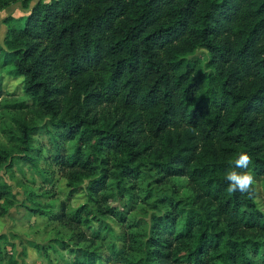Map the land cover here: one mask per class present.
I'll list each match as a JSON object with an SVG mask.
<instances>
[{"label": "trees", "instance_id": "16d2710c", "mask_svg": "<svg viewBox=\"0 0 264 264\" xmlns=\"http://www.w3.org/2000/svg\"><path fill=\"white\" fill-rule=\"evenodd\" d=\"M17 1L0 0V11ZM199 50L204 67L189 60ZM5 76L22 79L23 96L6 94ZM0 111L13 114L1 128L0 170L17 157L34 163L40 119L78 142L48 158L71 185L101 175L88 204L70 212L63 202L50 217L93 246L106 237L82 228L97 215L116 220L126 252L109 246L104 264H264L257 189L231 193L226 179L232 170L264 176V0L39 1L0 42ZM240 153L251 157L247 169L235 168ZM145 173L160 189L185 180L187 194L150 203L157 213L134 259L141 243L125 211L108 208L107 190L114 181L115 197L146 201L150 186L133 194ZM13 197L0 184V219ZM81 257L74 264H96Z\"/></svg>", "mask_w": 264, "mask_h": 264}, {"label": "rangeland", "instance_id": "374dc122", "mask_svg": "<svg viewBox=\"0 0 264 264\" xmlns=\"http://www.w3.org/2000/svg\"><path fill=\"white\" fill-rule=\"evenodd\" d=\"M18 0L5 10L0 11V42L3 43L10 26L23 27L30 10L39 2L50 0ZM191 62L198 61L200 66L207 64L208 53L199 50L189 56ZM6 94L23 96L22 79H13L5 76ZM12 112L0 111V138L5 143V137L1 135V128L7 123L12 126ZM3 117V119L1 118ZM39 127L37 134L33 135L34 163L25 162L17 157L12 165H6L0 170V184L8 185L14 197L1 205L8 208V214L0 219V264H74L75 260L82 261L84 254H93L97 259L96 264H104L109 257L108 247L115 245L117 249L126 252V241L116 220L97 215L92 219L89 227L82 230L90 237L96 232H101L105 240H99L97 245L80 243L76 232L61 226L51 220L50 214L58 213L61 204L66 202L70 212L80 209L88 204V188L91 183L101 175L89 179H83L73 185L67 180L64 172L48 158L55 155V148L63 149L65 153H73L78 145L77 141L63 142L59 139L58 131L52 127L49 121L36 119ZM151 173H145L138 183L139 190L133 194L144 196L148 186L153 192L146 196V201H137L127 196L121 199L114 181L109 182L110 189L107 194L114 192L107 206L124 210L126 215V231L138 236L141 244L134 245L132 256L139 259L143 255V245L150 236L153 216L157 213L150 205L157 197L174 194L177 198L185 196L187 190L185 180H177L175 188L160 189L151 180ZM254 175V174H253ZM257 189L256 203L264 211V176L254 175ZM96 205V204H94ZM97 207V206H96ZM98 209V208H95ZM104 211L107 209H103ZM35 246H39V252ZM127 251H131V248Z\"/></svg>", "mask_w": 264, "mask_h": 264}, {"label": "clouds", "instance_id": "9594fccd", "mask_svg": "<svg viewBox=\"0 0 264 264\" xmlns=\"http://www.w3.org/2000/svg\"><path fill=\"white\" fill-rule=\"evenodd\" d=\"M250 163L251 157L247 153H240L234 162L235 168L243 169H247ZM226 179L229 182L228 191L231 193H250L256 183L251 171L238 172L232 170L226 174Z\"/></svg>", "mask_w": 264, "mask_h": 264}]
</instances>
